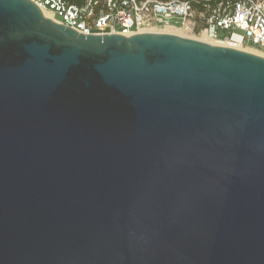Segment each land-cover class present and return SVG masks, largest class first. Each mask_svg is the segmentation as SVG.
Returning a JSON list of instances; mask_svg holds the SVG:
<instances>
[{
	"label": "water",
	"instance_id": "water-1",
	"mask_svg": "<svg viewBox=\"0 0 264 264\" xmlns=\"http://www.w3.org/2000/svg\"><path fill=\"white\" fill-rule=\"evenodd\" d=\"M0 264H264V57L0 0Z\"/></svg>",
	"mask_w": 264,
	"mask_h": 264
},
{
	"label": "built area",
	"instance_id": "built-area-1",
	"mask_svg": "<svg viewBox=\"0 0 264 264\" xmlns=\"http://www.w3.org/2000/svg\"><path fill=\"white\" fill-rule=\"evenodd\" d=\"M31 1L55 23L84 35L128 36L141 33V27L176 28L214 43L264 52V0H225L202 12L179 0Z\"/></svg>",
	"mask_w": 264,
	"mask_h": 264
},
{
	"label": "bare ground",
	"instance_id": "bare-ground-1",
	"mask_svg": "<svg viewBox=\"0 0 264 264\" xmlns=\"http://www.w3.org/2000/svg\"><path fill=\"white\" fill-rule=\"evenodd\" d=\"M43 15H44L46 18L51 19V15H50V14L44 12ZM148 29H149V28H144V27L142 28V27H141V28H139V32L149 31ZM150 29H152V28H150ZM172 29H174V28H171L170 30H169V29L164 30L163 33H169V34H174V35H178V36H179L178 33L173 32V31H175V30L171 31ZM180 30L182 31V30H185V29H180ZM150 32H152V31H150ZM201 37H202V36H201ZM197 40H199V41H201V42H204V40H200V39H197ZM205 42H208V43H211V44H217V45H221V46L232 47V48H234V49H235V48H238V45H234V44H232V45H228V44H225V43H214V42H211V41H209V40H207V39H206ZM237 50H238V49H237ZM241 51H242V50H241ZM243 51H244V52L251 53V54H255V55H258V56H261V57H264V53L259 52V51L255 50V49H251V48H249V49H245V50H243Z\"/></svg>",
	"mask_w": 264,
	"mask_h": 264
},
{
	"label": "rangeland",
	"instance_id": "rangeland-1",
	"mask_svg": "<svg viewBox=\"0 0 264 264\" xmlns=\"http://www.w3.org/2000/svg\"><path fill=\"white\" fill-rule=\"evenodd\" d=\"M197 21V20H196ZM170 23H172V24H174L175 23V20H170ZM167 29H171V28H166V29H154V28H152V29H148L149 31H147V32H150V31H152L151 33H163V31L164 30H167ZM173 30H175V31H173ZM171 31H173V32H175V33H178L179 34V36H181V37H185V38H189V39H193V40H197V39H200V40H204V42L206 41V38H204L203 36L201 37V36H199V35H197V34H191V33H189V32H187V31H185V30H180V29H176V28H174V29H172ZM238 33H241L240 31H237ZM167 34H169V33H167ZM199 41V40H198ZM205 43H208V42H205ZM208 44H211V43H208ZM232 48V47H231ZM235 49H238V50H245V49H249V48H244V47H240V46H238V48H235ZM258 51V50H257ZM260 52V51H259ZM262 53H264V52H262Z\"/></svg>",
	"mask_w": 264,
	"mask_h": 264
},
{
	"label": "trees",
	"instance_id": "trees-1",
	"mask_svg": "<svg viewBox=\"0 0 264 264\" xmlns=\"http://www.w3.org/2000/svg\"><path fill=\"white\" fill-rule=\"evenodd\" d=\"M65 1L77 2V0H65ZM159 1L165 2V1H168V0H159ZM179 1L189 2L196 11L202 12V11L205 10V7L212 8L217 3L225 1V0H179Z\"/></svg>",
	"mask_w": 264,
	"mask_h": 264
}]
</instances>
